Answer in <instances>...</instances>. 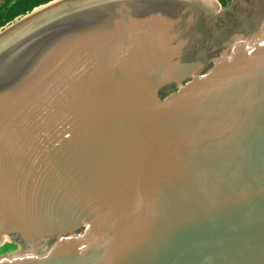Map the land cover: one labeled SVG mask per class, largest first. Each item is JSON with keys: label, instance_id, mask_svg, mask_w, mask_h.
I'll list each match as a JSON object with an SVG mask.
<instances>
[{"label": "water", "instance_id": "water-1", "mask_svg": "<svg viewBox=\"0 0 264 264\" xmlns=\"http://www.w3.org/2000/svg\"><path fill=\"white\" fill-rule=\"evenodd\" d=\"M0 33V264H264V0H53Z\"/></svg>", "mask_w": 264, "mask_h": 264}, {"label": "trees", "instance_id": "trees-1", "mask_svg": "<svg viewBox=\"0 0 264 264\" xmlns=\"http://www.w3.org/2000/svg\"><path fill=\"white\" fill-rule=\"evenodd\" d=\"M53 0H18L15 4L10 7H6V11L2 12L4 20L1 21V25L6 22L14 20L19 15H23L34 8L47 4Z\"/></svg>", "mask_w": 264, "mask_h": 264}, {"label": "rangeland", "instance_id": "rangeland-1", "mask_svg": "<svg viewBox=\"0 0 264 264\" xmlns=\"http://www.w3.org/2000/svg\"><path fill=\"white\" fill-rule=\"evenodd\" d=\"M219 3L221 4L222 8H228L232 2V0H218ZM46 4H43L41 6L38 7H43ZM37 8V7H36ZM34 8L33 10L15 18L14 20H12V22H10L8 25H6L4 28H2L0 30V33L3 32L4 30L8 29L9 27L13 26L14 24L18 23L19 21H21L23 18H25L26 16L30 15L31 13H33V11L36 9ZM20 250V243L18 242H9L6 241L4 242V244H2L0 246V256L6 255V254H12L15 253L17 251Z\"/></svg>", "mask_w": 264, "mask_h": 264}, {"label": "crops", "instance_id": "crops-1", "mask_svg": "<svg viewBox=\"0 0 264 264\" xmlns=\"http://www.w3.org/2000/svg\"><path fill=\"white\" fill-rule=\"evenodd\" d=\"M17 1H18V0H0V22L4 20V17H2V16H3L2 12L6 11V7H10V6H12V5L15 4ZM19 16H21V15H19ZM19 16H18V17H19ZM16 18H17V17H16ZM10 22H12V20L6 22L4 25H1V23H0V30H1L2 28H4L6 25H8Z\"/></svg>", "mask_w": 264, "mask_h": 264}, {"label": "bare ground", "instance_id": "bare-ground-1", "mask_svg": "<svg viewBox=\"0 0 264 264\" xmlns=\"http://www.w3.org/2000/svg\"><path fill=\"white\" fill-rule=\"evenodd\" d=\"M216 1L218 2V0H216ZM52 2H54V1H52ZM52 2H51V3H52ZM218 3H219V2H218ZM49 4H50V3H49ZM46 5H48V4H46ZM46 5H45V6H46ZM43 7H44V6H43ZM40 8H42V7H37L33 12L37 11V10L40 9Z\"/></svg>", "mask_w": 264, "mask_h": 264}]
</instances>
